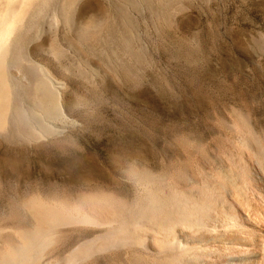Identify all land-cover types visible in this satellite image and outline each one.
Returning <instances> with one entry per match:
<instances>
[{"label": "rangeland", "instance_id": "374dc122", "mask_svg": "<svg viewBox=\"0 0 264 264\" xmlns=\"http://www.w3.org/2000/svg\"><path fill=\"white\" fill-rule=\"evenodd\" d=\"M79 2L66 26L42 10L28 21L30 43L14 50L22 114L0 134L2 228L36 194L130 195L116 170L134 159L153 170L165 155L175 159L176 134L209 145L213 123L228 122L232 111L264 129V0ZM40 67L66 85L65 120L34 100Z\"/></svg>", "mask_w": 264, "mask_h": 264}, {"label": "bare ground", "instance_id": "6f19581e", "mask_svg": "<svg viewBox=\"0 0 264 264\" xmlns=\"http://www.w3.org/2000/svg\"><path fill=\"white\" fill-rule=\"evenodd\" d=\"M79 1L0 0V134L19 114L12 56L27 41L28 21L51 9L66 26ZM65 86L39 68L34 100L63 120ZM213 125L217 135L209 145L174 135L170 150L179 155L161 157L156 170L136 159L116 170L130 195L98 189L75 200L31 196L14 225L0 227V264L5 252L21 264H264V129L239 110Z\"/></svg>", "mask_w": 264, "mask_h": 264}, {"label": "clouds", "instance_id": "9594fccd", "mask_svg": "<svg viewBox=\"0 0 264 264\" xmlns=\"http://www.w3.org/2000/svg\"><path fill=\"white\" fill-rule=\"evenodd\" d=\"M38 260H39V257H37V262H38ZM2 264H21V262L20 261H11L7 252H5Z\"/></svg>", "mask_w": 264, "mask_h": 264}]
</instances>
